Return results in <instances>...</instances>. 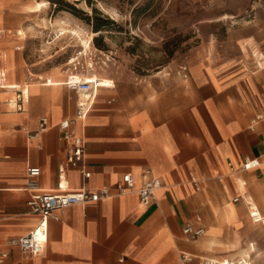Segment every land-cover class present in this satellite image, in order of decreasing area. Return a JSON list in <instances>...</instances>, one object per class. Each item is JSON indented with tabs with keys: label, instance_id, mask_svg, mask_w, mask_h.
Here are the masks:
<instances>
[{
	"label": "crops",
	"instance_id": "crops-1",
	"mask_svg": "<svg viewBox=\"0 0 264 264\" xmlns=\"http://www.w3.org/2000/svg\"><path fill=\"white\" fill-rule=\"evenodd\" d=\"M16 3L0 0V25L9 24L5 15ZM261 8L250 18L206 17L209 30L198 34L199 43L186 50L182 63L173 65L172 59L152 78H107L112 85L95 92L86 116L70 126L84 141L81 165L90 176L69 166L65 175L70 188L105 186L109 194L50 217L44 249L34 255L9 243L38 220L26 203V167H40L43 188L55 186L68 145L57 124L73 117L80 93L75 97L64 78L51 72L29 83L24 109L16 110L8 96L20 88L15 77L21 71L3 34L0 74L12 83H1L0 90V264H182V252L191 255V264L236 259L242 246L207 255L224 244L225 227L240 226L253 205L264 216V118L252 123L264 113ZM41 116L48 117V129L29 138ZM246 157L258 158L259 165L242 168ZM145 168L162 181L154 200L143 204L134 190L117 192L123 173L131 172L138 186ZM224 211L228 219L221 218ZM186 222L205 233L187 236Z\"/></svg>",
	"mask_w": 264,
	"mask_h": 264
},
{
	"label": "rangeland",
	"instance_id": "rangeland-1",
	"mask_svg": "<svg viewBox=\"0 0 264 264\" xmlns=\"http://www.w3.org/2000/svg\"><path fill=\"white\" fill-rule=\"evenodd\" d=\"M36 1L45 4L37 9ZM256 1L260 5L254 9V0H17L5 15L7 29L0 25V38L4 34L11 40L21 71V77H15L21 84L16 86L44 81L54 72L64 78L63 83L67 76L78 80L94 77L104 90L112 85L107 78L148 79L172 59L173 65L182 63L186 50L199 43L198 34L209 30L203 19L221 14L250 18L264 6V0ZM262 8L259 14L264 17ZM61 24L67 28L64 34ZM96 24L100 29L95 30ZM73 27L82 36H91L86 50L77 34L68 30ZM19 28L23 34L17 33ZM3 56L9 57L6 51ZM0 83L11 86L12 81L1 73ZM70 91L75 97L79 94ZM244 220L239 228L225 227L224 244L207 256L230 254L229 249L249 244L264 255V224L253 221L248 212ZM249 254L250 264H262L264 257Z\"/></svg>",
	"mask_w": 264,
	"mask_h": 264
},
{
	"label": "built area",
	"instance_id": "built-area-1",
	"mask_svg": "<svg viewBox=\"0 0 264 264\" xmlns=\"http://www.w3.org/2000/svg\"><path fill=\"white\" fill-rule=\"evenodd\" d=\"M66 85L75 89L78 93H82L84 96L77 101V107L73 117L64 118L58 122V127L61 130L62 136L68 140L66 147L65 161L58 165V177L55 186L51 189L43 188L39 182V176L41 169L37 165H29L26 167V189L28 191V198L26 203L29 207V211L38 216V220L35 225L27 232L12 237L9 239V243L16 245L20 250L28 255L38 254L44 249V239L47 233V220L55 216V214L72 204H80L90 201H97L109 194L107 187L102 186L96 189H89L85 186L78 188H70L65 175V169L69 167H77L81 172V175L86 178L90 176V171L86 170L81 162L84 158L85 146L81 136L75 134L71 130V124L79 118H84L92 105V99L100 82L96 80H78L71 76H68ZM4 87L0 83V90ZM16 98L14 106L16 110L22 111L23 103L27 96L24 94L23 89L17 88L15 91ZM264 118V113H258L252 119L254 124L256 121ZM49 127V119L47 116H41L39 118L37 128L29 133V138H38ZM264 137V136H262ZM259 165L258 158L246 157L241 162V167L244 169L253 168ZM142 182L136 186L135 179L131 172H125L116 183V190L118 193L134 190L138 196V199L143 204H149L155 199L158 188L162 185V181L159 176L153 174L150 168L143 170ZM221 179L222 177H218ZM189 181L195 189H199V180L193 174L189 172ZM235 200L237 198H234ZM250 216L253 220H256V214L253 210L250 211ZM183 232L191 238H196L205 233L203 226H196L191 222H186L183 226ZM3 256L5 253L2 254ZM182 264H191V255L186 252L181 253ZM228 258H201L199 264H241L237 259L232 261ZM249 262V257H247ZM250 264V262L248 263Z\"/></svg>",
	"mask_w": 264,
	"mask_h": 264
},
{
	"label": "bare ground",
	"instance_id": "bare-ground-1",
	"mask_svg": "<svg viewBox=\"0 0 264 264\" xmlns=\"http://www.w3.org/2000/svg\"><path fill=\"white\" fill-rule=\"evenodd\" d=\"M45 4V2H43V1H36V3L34 4V6H35V8H37V9H41L42 7V5H44ZM46 6V5H45ZM60 30H62V33L64 34V33H66L67 32V28L65 27V26H62V24H61V27H60ZM68 30H72L73 31V33H75V34H77V36L79 37V39H80V42H81V44L83 45V47H84V50H86L88 47H90V39H91V36H88V37H84V36H82L81 35V33H80V31H78L77 29H75L74 27L73 28H69ZM2 30L0 29V35H2V33L3 32H1ZM17 33L18 34H23V30H22V28L20 29H17ZM83 34V33H82ZM90 34V33H89ZM3 78V77H2ZM95 80L96 78H94V77H91L90 78V80ZM90 80H88V81H90ZM98 82V81H97ZM5 85V84H4ZM7 85V84H6ZM21 89H23V91H24V94L28 97L29 96V94H30V85H29V82H27V83H25L23 86H22V88ZM102 88H100V90H101ZM99 90V89H98ZM79 97L80 98H82L83 97V94L82 93H80L79 94ZM14 98H16V94H11L10 96H9V100L10 101H12V104H13V100H14ZM79 98V99H80ZM251 208V207H250ZM249 208V209H250ZM226 209V208H225ZM254 212H255V214H256V220H258V221H264V216H262L261 215V213L259 212V210L257 209V207L255 206V205H253V209H252ZM221 218L222 219H228L229 218V214H228V212H226V211H224L223 213H222V216H221ZM250 251H252V252H254L255 253V255L256 256H262V257H264V255H262L261 254V251H257V250H255V247L253 246V244H249L247 247H240V248H238L237 250H236V253L238 254V257L236 258L239 262H242L241 264H248L249 262H248V260H247V257H250L251 255L249 254V252ZM254 255V256H255ZM232 259H234L233 257H228V259L227 260H230V261H232ZM262 264H264V260H262Z\"/></svg>",
	"mask_w": 264,
	"mask_h": 264
},
{
	"label": "trees",
	"instance_id": "trees-1",
	"mask_svg": "<svg viewBox=\"0 0 264 264\" xmlns=\"http://www.w3.org/2000/svg\"><path fill=\"white\" fill-rule=\"evenodd\" d=\"M98 29H100V24L95 25V30H98Z\"/></svg>",
	"mask_w": 264,
	"mask_h": 264
}]
</instances>
